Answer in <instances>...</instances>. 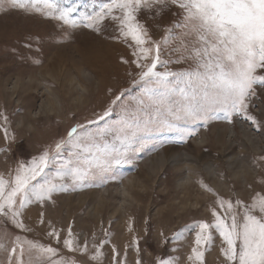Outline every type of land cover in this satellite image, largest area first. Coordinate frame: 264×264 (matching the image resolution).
I'll use <instances>...</instances> for the list:
<instances>
[{"label":"snow or ice","instance_id":"6c2138e0","mask_svg":"<svg viewBox=\"0 0 264 264\" xmlns=\"http://www.w3.org/2000/svg\"><path fill=\"white\" fill-rule=\"evenodd\" d=\"M10 11L55 22L62 40L77 29L102 35L110 24L116 33L110 38L131 50L130 58H120L130 79L126 87L107 90L111 98L102 112L18 161L7 176L0 173V264H106L108 229L98 238L74 231L71 223L57 229L46 219L57 194L103 187L165 134L187 143L201 128L222 121L245 123L264 135V0H0V13ZM24 46L32 49V43ZM8 124L0 110L5 155L16 141ZM253 167L258 173L246 186L247 199L223 198L207 188L215 196L212 220L185 225L170 237L161 231L158 246L194 231L187 262L206 264L218 233L220 264H264V154ZM31 206L40 208L47 243L29 236L35 230L26 222ZM144 223L147 236L151 226L147 218ZM128 231H134L131 219ZM141 239L133 234L123 252L111 244L107 264H129L130 249L134 264H145ZM180 260L156 254L151 264Z\"/></svg>","mask_w":264,"mask_h":264},{"label":"rangeland","instance_id":"374dc122","mask_svg":"<svg viewBox=\"0 0 264 264\" xmlns=\"http://www.w3.org/2000/svg\"><path fill=\"white\" fill-rule=\"evenodd\" d=\"M114 35L116 33L109 24L102 35L77 29L70 38L62 40L61 30L55 27V22L26 16L19 11L0 13V110L7 114L9 132L16 138L7 155L0 153V173L7 176L18 161L39 154L43 148L65 136L71 126L85 123L95 113L102 112L111 98L109 88L115 91L128 86L129 67L121 63L120 58H130L131 50L121 40L110 38ZM27 43H32L31 50L24 46ZM71 79L73 86L69 84ZM77 84L87 89L81 94V102L73 100L80 96L75 89ZM42 86L52 90L59 99L53 110L41 108L46 99L51 100ZM244 131L255 144L246 140ZM161 141L154 150H146L134 156L132 163L120 166L115 178L109 179L103 187L57 194L56 204L48 208L46 219L57 229L66 230L71 223L74 231L95 232L98 238L103 237L102 229H108L112 233L111 244L117 245L121 252L133 234L142 237L140 246L146 249L143 253L145 264H151L156 254L178 255L180 264H188L186 257L193 246L195 232H185L181 240L169 241L163 246H158L159 233L163 231L170 237L195 221L210 222V209L215 200L213 192L223 198L238 195L247 199L249 190L246 186L258 173L253 162L264 154V135L255 133L245 123L228 125L217 121L207 130L201 128L187 143L178 142L170 133L162 136ZM4 146V134L0 131V147ZM172 152H177L181 160L172 163L177 161L168 157ZM163 153L167 158L159 163L157 156ZM182 158L189 159L184 161ZM227 163L231 164L228 166ZM242 164L244 176L239 172ZM203 165L216 169L214 183L209 175L198 173ZM188 170L193 180H190V187L187 184L188 188L183 190L176 182ZM127 177L143 183L128 189L135 198L131 195L133 198L129 196L126 202L120 203L119 195L112 188ZM39 212V206H31L27 213L26 222L35 229L29 236L47 243L46 225L38 224ZM146 218L151 226L147 236L144 234ZM130 219L132 233L128 231ZM111 244L104 249L106 264L111 256ZM220 245L217 233L212 249L205 254L206 264H220ZM173 247L178 251L173 253ZM127 259L129 264H134V249L128 251Z\"/></svg>","mask_w":264,"mask_h":264},{"label":"bare ground","instance_id":"6f19581e","mask_svg":"<svg viewBox=\"0 0 264 264\" xmlns=\"http://www.w3.org/2000/svg\"><path fill=\"white\" fill-rule=\"evenodd\" d=\"M82 74H83V76L85 77V79H87V80H89L90 78H89V76L87 75V74H85V73H83L82 72ZM90 81V80H89ZM69 84H71L72 85V79L69 81ZM73 86V85H72ZM43 87V86H42ZM43 89H44V91L46 92V94L50 97V99L51 100H45V102L41 105L42 107V109H45V110H47V111H50V110H53L54 109V106H56V105H58V101H59V99L57 98V95L55 94V93H53V91L52 90H50V89H48L47 87H43ZM75 89L76 90H78L79 91V93H80V96L79 97H77V98H74L73 100H77L78 102H81L80 101V99H81V94H84V92L87 90L86 89V87H84V86H81L80 84H77V85H75ZM74 92V91H73ZM45 99V98H44ZM241 126V125H240ZM220 133V131L219 132H217V135ZM243 135H244V137L246 138V140L248 141V142H250V144L251 145H253V141L251 140V138L247 135V133L244 131L243 132ZM255 144V143H254ZM184 154V156L185 157H188V155H187V153H183ZM178 156H179V154L177 153V152H172V153H170L169 155H168V157H172V158H174L173 160H177V161H179V160H181V159H179L178 158ZM158 157V162L159 163H161L162 162V160H164V159H166L167 157H166V154L165 153H163L162 155H159V156H157ZM182 159H184V161H187L188 159L187 158H182ZM152 160V159H151ZM244 160V159H243ZM181 162V161H180ZM196 162V161H195ZM241 162V161H240ZM242 162H244V161H242ZM246 162V161H245ZM247 163V162H246ZM152 164H153V162H152ZM151 164V166L150 167H152L153 165ZM231 164V163H230ZM230 164H228L227 163V165L229 166ZM193 167H195V165L193 166ZM244 164H242V166H240L239 167V172L241 173V175L243 174V176H244ZM192 169V168H191ZM198 170V169H197ZM190 170H188L186 173H185V176L183 175V176H180L178 179H177V187H180V188H182L183 190L184 189H186V188H188L187 187V184H189L190 183V180H193V177L189 174L190 172H189ZM193 171V170H192ZM191 171V172H192ZM199 172L198 173H202L203 175L205 174V175H209L210 176V178H211V180H212V182L214 181L213 179V177L216 175V169H214V168H212L211 166H209V165H203L201 168H200V170H198ZM189 172V173H188ZM195 172V171H194ZM197 172V171H196ZM195 172V173H196ZM195 173H194V175H195ZM192 174V173H191ZM193 175V174H192ZM210 180V181H211ZM145 182V181H144ZM143 183V182H142ZM141 183V184H142ZM214 183V182H213ZM141 184H139V182H138V180H132L131 179V177H127V178H125V180L123 181L122 180V183L120 184V185H116V186H114L113 188H112V191L114 192V193H116L117 195H119L118 197H119V202L121 203V202H126L127 201V199H128V197L130 196L131 198H135V196H133L134 194H130V192L128 191V189L129 188H134V187H137V186H141ZM189 187H190V184H189ZM104 191H107V189H104ZM133 197H132V196ZM136 195V194H135Z\"/></svg>","mask_w":264,"mask_h":264}]
</instances>
